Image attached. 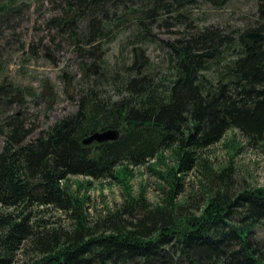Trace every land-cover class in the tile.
Instances as JSON below:
<instances>
[{"label":"trees","instance_id":"trees-1","mask_svg":"<svg viewBox=\"0 0 264 264\" xmlns=\"http://www.w3.org/2000/svg\"><path fill=\"white\" fill-rule=\"evenodd\" d=\"M228 1L51 0L49 24L73 45L81 83L76 109L31 140L27 108L37 95L11 79L8 52L4 57L0 48V264H264V187L234 188L229 166L216 172L199 154L230 129L264 138V38L248 47L238 29H196L185 21L199 4L220 8ZM255 1L258 19L245 32L264 33V0ZM19 3L0 0V27L10 26ZM162 26L184 28L161 41L155 30ZM151 44L165 51V71L148 61ZM110 128L116 139L82 143ZM199 165L207 167L210 186L191 206L181 195L185 176ZM143 166L161 182L156 203L133 195L127 182ZM73 176L115 180L122 203L89 224L88 197L71 191ZM33 206L71 215L73 229L35 228ZM25 245L35 255L18 261Z\"/></svg>","mask_w":264,"mask_h":264},{"label":"rangeland","instance_id":"rangeland-1","mask_svg":"<svg viewBox=\"0 0 264 264\" xmlns=\"http://www.w3.org/2000/svg\"><path fill=\"white\" fill-rule=\"evenodd\" d=\"M18 1L20 3L10 18V26L4 29L3 23L0 27L4 34L0 48L4 57V52L6 50L8 52L5 59L6 71L11 79L21 87L32 89L37 95L27 108L30 124L35 128L28 137V140H31L37 136L39 130L47 128L76 109L72 99L75 88L81 83L82 68L73 45L68 39L57 36L55 29L49 24V20L55 15L51 0ZM257 19L255 0H229L220 8L199 4L191 9L189 18L185 21L196 29L213 25L238 29L243 34ZM183 28L184 26H162L156 29L155 33L159 40L169 41L177 37L175 32ZM125 35L126 33L120 34L117 40L120 41ZM6 39L8 48L3 49ZM118 41L110 45L107 55L110 62H113L117 55ZM146 56L153 68L165 71L166 54L161 46L149 45ZM63 72L71 76L68 82L62 78ZM2 145L3 138L0 137V151ZM199 154L216 172L229 166L230 182L234 188L264 187V138L251 140L237 129H230L220 141L201 150ZM164 157L169 164L173 163L174 158L170 150L164 152ZM152 165L154 170H164L161 163ZM206 168L204 165L196 166L185 176L181 199H187L191 206L202 203L204 190L210 186ZM132 170V176L127 178V182L133 195L142 193L152 203L159 201L163 193L158 188L161 182L154 172L147 166ZM70 185L75 195L88 197L85 209L89 224L100 215H104L108 209H114L123 200L122 186L112 179L92 180L73 176L70 177ZM190 210L195 212L193 208ZM31 213L34 227L43 232L46 230L52 232L53 229L60 233L70 232L75 225V219L71 215L52 207L33 206ZM26 245L23 252L22 250L18 252L16 256L18 261L34 257V252L26 249Z\"/></svg>","mask_w":264,"mask_h":264},{"label":"water","instance_id":"water-1","mask_svg":"<svg viewBox=\"0 0 264 264\" xmlns=\"http://www.w3.org/2000/svg\"><path fill=\"white\" fill-rule=\"evenodd\" d=\"M264 33L258 31H249L242 34V41L245 46L251 47L254 43L263 40ZM118 137V132L115 129H107L97 131L85 137L82 141L84 145H89L93 142L103 143L114 140Z\"/></svg>","mask_w":264,"mask_h":264}]
</instances>
